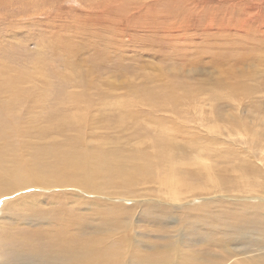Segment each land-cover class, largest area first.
I'll return each instance as SVG.
<instances>
[{
  "label": "rangeland",
  "instance_id": "1",
  "mask_svg": "<svg viewBox=\"0 0 264 264\" xmlns=\"http://www.w3.org/2000/svg\"><path fill=\"white\" fill-rule=\"evenodd\" d=\"M253 3L0 0V130H105L128 138L129 145L139 136L138 141L147 143L148 130H190L189 135L200 137L206 130H244L238 126L241 124L247 130H264V94L256 93L251 99L224 94L226 82H241L246 96V83L254 74L264 87L263 62H240L239 49L233 53L219 48V43L220 47L222 42L227 43L221 33L227 36L229 31L237 32L228 36L235 47L246 37L264 42V5L259 8ZM216 33L220 34L219 40L214 37ZM239 34L240 41L232 40ZM242 45L250 50L249 45ZM257 54L264 58L263 51ZM239 73L243 75L237 77ZM176 81L185 83L190 91L186 94L178 90L174 103L148 107L142 96L131 94L133 88L159 90ZM36 190H26L9 200L8 210L3 208L0 213V229L10 230V225H17L16 234L20 236L32 229L49 235L55 232L57 224H23L13 215L26 205L15 201L23 196H34L35 199H25L26 203L44 210L61 207L62 202L47 206L49 200ZM5 201H0V205ZM95 201L93 206H86L93 209L90 212L80 202L79 215L92 217L104 200ZM144 212L140 208L131 216L128 233L137 248L157 240L160 229H170L164 224L171 220L164 217L161 223L154 222ZM205 224L200 222V231L205 230ZM187 228L177 226L184 249H199L208 239V231L197 233L196 229L192 232ZM0 250H4L2 245ZM1 255L0 264H33L15 254Z\"/></svg>",
  "mask_w": 264,
  "mask_h": 264
},
{
  "label": "bare ground",
  "instance_id": "2",
  "mask_svg": "<svg viewBox=\"0 0 264 264\" xmlns=\"http://www.w3.org/2000/svg\"><path fill=\"white\" fill-rule=\"evenodd\" d=\"M251 1L259 8L264 5V0ZM235 33H221L227 43H219V48L233 53L239 49L240 62L264 64L257 54L260 50L264 56V42L255 37L241 40L239 34L231 37L241 40L235 47L228 39ZM214 37L219 40L220 34ZM258 79L257 74L249 76L246 96L241 82H226L224 94L248 99L264 94ZM178 90L187 94L190 87L176 81L159 90L133 88L131 94L142 96L150 107L174 103ZM238 126L244 130H206L203 137L189 135L190 130H148L147 143L138 141L139 136L130 145L128 138L105 130H0V201L7 199L0 213L8 210L11 198L29 189L42 191L47 206L62 202L59 208L44 210L26 203L34 196L15 200L26 204L13 213L16 220L57 226L51 235L32 229L24 236L16 234L17 225L2 227L0 262L3 253L33 264H264V130ZM96 199L104 201L92 217L80 216V202L90 212L93 209L86 206ZM140 208L154 222L171 220L164 224L170 229H160L157 240L144 248L135 247L128 233L131 216ZM200 222L206 223L208 239L199 249L185 250L178 224L188 227L186 231L205 232Z\"/></svg>",
  "mask_w": 264,
  "mask_h": 264
}]
</instances>
